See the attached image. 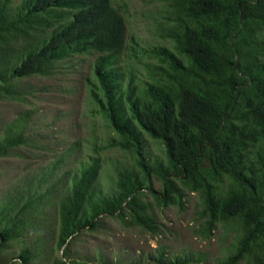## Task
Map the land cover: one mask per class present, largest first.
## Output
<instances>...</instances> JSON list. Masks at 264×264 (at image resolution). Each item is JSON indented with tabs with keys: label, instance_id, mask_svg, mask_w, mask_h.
<instances>
[{
	"label": "trees",
	"instance_id": "trees-1",
	"mask_svg": "<svg viewBox=\"0 0 264 264\" xmlns=\"http://www.w3.org/2000/svg\"><path fill=\"white\" fill-rule=\"evenodd\" d=\"M155 1L165 6L156 39L131 35L125 48V19L112 0H20L13 8L0 0V96L16 95L20 79L50 73L59 60L94 55L88 113L108 135L91 143L93 153L60 191L55 246L62 259L50 264H118V252L105 259L95 251L92 263L68 245L83 229L100 231L102 216L160 234L150 202L138 196L150 171L164 180L152 194L158 201L180 207L196 192L208 230L235 226L233 250L217 264H264V0ZM148 140L162 158L148 152ZM19 144H30L20 122L5 125L0 157L18 155ZM113 148L126 161L103 168L99 155ZM202 157L209 171L199 169ZM41 179L0 197V246L19 243V264H38L47 248L41 237L23 239L55 198L56 181ZM154 251L153 264L190 260L161 245Z\"/></svg>",
	"mask_w": 264,
	"mask_h": 264
},
{
	"label": "rangeland",
	"instance_id": "rangeland-1",
	"mask_svg": "<svg viewBox=\"0 0 264 264\" xmlns=\"http://www.w3.org/2000/svg\"><path fill=\"white\" fill-rule=\"evenodd\" d=\"M19 1L11 0L10 7L13 8ZM112 3L125 19V48L131 35L138 36L141 42L156 39L154 34L161 31L158 28L161 24L159 10L165 7L163 3L155 0H112ZM121 56L122 62L128 59L125 50ZM93 60L94 55L59 60L50 73L20 79L15 86L16 95L0 96V136L5 125L20 122L25 137L30 141V144H19L15 148L18 155L0 157V197L3 193H11L14 188L20 191L27 179L39 183L41 177L44 183L56 181L55 198L48 199L42 207L45 217L40 218L36 229L26 230L23 236L25 243L35 242L34 236H37L47 245L38 264L62 259V248L55 246L56 201L79 162L93 153L91 143L95 139L102 143L108 135L101 125L102 121L97 119L94 124L88 113L90 103L86 83ZM148 142V152L158 159L162 158L160 146L150 140ZM99 157L103 168H108L111 160L121 164L126 161L127 155L113 148L103 150ZM204 158L202 162L200 160L199 169L209 171V163ZM53 164L55 166L51 169ZM163 181L150 171V182L142 188L145 194H138L142 201L150 202L160 234L153 235L137 225L121 224L117 218L106 215L101 218L100 231L83 229L74 241L68 242L71 251L78 250L86 257L91 256L92 263H96L95 251L99 250L104 253L105 259L118 252V264H137L134 260L139 261L138 264H153L149 255L161 245L167 255L177 252L187 254L190 259L188 264H217L233 250L235 226L229 222L217 223L208 230L204 226L205 218L196 192H187L180 207L158 201L154 195H159ZM249 210H253V206ZM18 244L14 241L0 246L4 264H19ZM238 264L246 263L243 260Z\"/></svg>",
	"mask_w": 264,
	"mask_h": 264
}]
</instances>
